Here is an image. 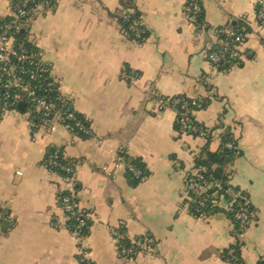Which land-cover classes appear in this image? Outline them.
I'll return each mask as SVG.
<instances>
[{
  "label": "crops",
  "instance_id": "1",
  "mask_svg": "<svg viewBox=\"0 0 264 264\" xmlns=\"http://www.w3.org/2000/svg\"><path fill=\"white\" fill-rule=\"evenodd\" d=\"M11 1L0 0V19ZM196 1L200 28L189 21L187 0H42L29 40L90 135L83 141L40 125L33 135L23 111L0 118V208L8 211L0 264H82L81 251L90 264H231L224 255L237 241L243 264L264 258V27L255 19L257 0ZM135 12L143 41L122 25ZM239 22L251 29L242 61L215 69L208 56L216 31ZM174 98L202 103L194 118L211 138V152L224 135L236 143L230 181L256 214L240 235L223 213H190L186 176L204 141L176 140V111L157 108ZM58 149L74 166L69 180L45 165ZM123 153L148 171L135 188ZM65 193H73L89 224L84 239L67 227L59 204ZM117 229L140 248L131 259L117 250Z\"/></svg>",
  "mask_w": 264,
  "mask_h": 264
},
{
  "label": "built area",
  "instance_id": "2",
  "mask_svg": "<svg viewBox=\"0 0 264 264\" xmlns=\"http://www.w3.org/2000/svg\"><path fill=\"white\" fill-rule=\"evenodd\" d=\"M189 6L187 11L190 14L189 21L196 28L201 27L199 16L202 11L196 0H187ZM41 2L39 0H13V3L9 7L10 16L14 18L10 23L0 26V118L2 119L8 112L13 110L15 105L19 104H30L33 105L34 110L29 111L27 114L30 116V121L32 117L35 119H40L42 124L45 125L47 131L50 134H54L60 127H63L68 132V127L65 123L71 122L77 131L83 132V127L77 121L75 122L70 111L69 100L64 98L58 90L56 84L48 77L53 83L48 84L47 88L43 90L41 86L32 87V83L39 81H47L44 77L47 73L46 69L43 67V63L34 64L33 57L27 56L25 47L23 43H18L14 40V34L27 31L29 32L31 22L37 12V9ZM257 13L255 16L256 22H260V25L264 27V0H257L256 2ZM142 27V26H141ZM131 31L135 32L136 38L140 39L141 35L145 34L144 28H140V24L134 23L131 26ZM250 27L248 25L242 26L238 34H235L232 30L228 28H223L219 30L218 34L220 36H225L228 39L220 42L219 46L221 51L217 53L210 54L208 56L209 63L215 68H233L236 67L242 61V48L244 47L247 38L250 34ZM29 64L33 66L32 70H25L24 67ZM24 76L26 79H22ZM56 87L55 88H53ZM44 91L47 94L56 92L59 94V101L56 105L47 102L45 99H37L36 92ZM26 101V102H24ZM169 103H160L158 105L159 110H165ZM191 106L199 108L200 104L196 100H191ZM187 103H183L182 110L184 111L179 120V132L180 136H198V138L204 139L205 134L203 130L196 127L191 118V113L188 111ZM34 113L38 114L34 116ZM32 126V133L34 135L35 127ZM70 133V132H69ZM228 149L230 146L227 147ZM123 160L121 157H119ZM120 161V160H119ZM49 165L54 168H58L56 162H49ZM59 170L65 172L66 174H74V166L59 167ZM130 171L139 177V172L134 169ZM18 177L20 175H17ZM200 179V177L198 176ZM209 187H214L220 189L218 183H213L211 185L205 183L203 189H208ZM193 184L187 186V189L193 190ZM204 191V190H203ZM227 196L231 199L242 200V195L240 193H235V191L229 189L226 192ZM73 193H69L68 196L64 197L60 206V209L69 221L75 224V229L73 234L79 238V231L85 228V222L81 219L80 206L75 200ZM201 207L204 206V201L200 204ZM7 209L0 208V237L3 235L2 223L7 220ZM256 220L255 213H245V209L239 207V211L235 215V222L240 226L245 223H253ZM111 237L117 242V250L121 257L126 259H131L137 253L132 249L127 248L123 243L126 239L124 233L120 232L118 229L111 233ZM81 261L82 264H89L90 262L86 259V254L81 251Z\"/></svg>",
  "mask_w": 264,
  "mask_h": 264
},
{
  "label": "trees",
  "instance_id": "3",
  "mask_svg": "<svg viewBox=\"0 0 264 264\" xmlns=\"http://www.w3.org/2000/svg\"><path fill=\"white\" fill-rule=\"evenodd\" d=\"M42 2V0H39ZM13 3V0L10 3ZM198 3V2H197ZM9 6V7H10ZM189 6V3L186 4V8ZM256 13H257V7H256ZM202 13L199 16L200 23L202 24ZM139 15L135 12V14L129 17L128 20V25L126 26L125 24L122 23L123 27L125 30L129 33L131 37L136 38L135 32H130L129 28H131L134 23L139 24ZM13 16L9 15L6 18L0 19V26H4L5 24L10 23V21L13 20ZM245 24L239 22L234 25H227L225 26L226 28L232 30L235 34H238L239 29L244 26ZM258 26L260 25V22L257 23ZM223 27V28H225ZM140 28L141 25H140ZM220 28L216 31V38H217V43L214 45L212 51L210 54L220 52L222 49L219 46L220 42L223 40H227L228 38L225 36H220L218 34L219 30L223 29ZM146 31L145 34L141 35L140 39H137L138 41H143V38L146 37ZM14 40L18 43H23L25 47V51L27 53V56L33 57V62L34 64L41 63V57L39 51L36 49V47L31 43L29 40V34L27 31H21L16 34H14ZM44 69H46L47 73L43 75L44 77L47 78V81L41 82L42 78L39 79V81H36L32 83V87L36 86H41L43 90L47 88L48 84L52 85V81L48 78L50 77V72L49 68L46 65H43ZM25 70H32L34 69L33 66H30L27 64L24 67ZM230 68H220L218 70H228ZM22 79H26L24 76H22ZM53 88L56 89V87L53 86ZM40 91V93L36 92V98L37 99H45L47 102L56 105L59 101V94L56 92L47 94L44 91ZM26 102V101H24ZM169 107L172 108L174 111H176V117H175V124H174V131H175V137L176 140H181L184 137H191L195 139H200L204 141V146L200 150V152L194 156V167L191 173H189L186 176V186H189L193 184V190H186L187 194V200H188V205L190 206V213L197 217L201 218L203 216H207V214H213V213H223L226 218L229 220L231 225L233 226V233L235 235H240L243 231H245L249 225L252 223H245L244 225H239L237 222H235V215L239 211V207L245 209V213H255L252 205L250 204V201L248 199V196L239 188L233 186L231 184L230 178H231V173L229 171V168L231 164L228 162L229 160H233L235 156H237V146L236 143L232 140V138L229 135H224L222 137L221 145L219 149L216 152H211L210 147H209V138L208 133L206 130H204L200 125H198L195 121L194 114L195 112H198L202 110L203 106L202 103H200L199 108L191 106V100L185 99V98H174L168 101ZM183 103H187L188 105V111L191 113V118L193 120V123L196 127H199L203 130L205 134V138L201 139L198 138V136H180L178 134L179 132V120L181 115L183 114L182 110V105ZM25 109L24 110H19L17 108L18 105H15L13 107V110L15 111H23L22 113H28L29 111H33V105L24 103L23 104ZM69 107L70 111L72 113L74 121L80 123L83 127V132L82 131H77V129L74 128L73 124L71 122L65 123L66 126L68 127V130L70 134L79 140H87L89 135H90V130H89V124L88 122L78 115L72 108L71 103L69 102ZM34 116L38 117L37 113H34ZM30 123L36 127V125H40V127H43L45 131H47V128L45 127L44 124H42V121L40 119H35V117H32ZM48 132V131H47ZM49 133V132H48ZM230 146L228 149L227 147ZM122 158H124L125 162L128 165V168L126 170V180L129 186L132 188L137 187L146 177H148V171L146 170L145 165L138 160H133L131 164H128V158L123 153ZM56 162L59 167L66 166V167H71L73 168V165L71 164V161L65 158L63 149H58L55 151H50L47 153L46 157V167L52 171L53 173L57 174L60 176L62 179L69 180L72 176L69 174H66L65 172H62L58 168L51 167L49 165V162ZM130 169H134L135 171L139 172V177H136ZM200 177V179L198 178ZM207 183L209 185L213 183H218L220 185V189H216L214 187H209L208 189H203V185ZM231 189L235 191V193H240L242 195V200L240 199H231L230 197L227 196L226 192ZM204 190V191H203ZM69 193H65L60 197V206L62 203V200L64 197L68 196ZM76 200V199H75ZM78 201V200H77ZM204 201V206L201 207L200 204ZM224 205V209H220L219 205L220 204ZM8 217V214H7ZM81 219L85 222V228L79 231V238L84 239L89 232V224L84 218V216L81 214ZM256 221V220H255ZM254 221V222H255ZM67 227L70 229V231L73 233L75 229V224L72 221H68ZM8 229L7 226H3L2 223V231L6 232ZM120 232H124L122 229H118ZM127 248L132 249L134 252L138 253L140 251V248L138 247L137 244H133L130 242L127 238L125 239L123 243ZM241 243L237 241V243L230 247L226 252H225V260L231 264H243L240 258V252H241ZM134 257V256H133ZM90 264V263H89ZM257 264H264V258L260 259Z\"/></svg>",
  "mask_w": 264,
  "mask_h": 264
},
{
  "label": "water",
  "instance_id": "4",
  "mask_svg": "<svg viewBox=\"0 0 264 264\" xmlns=\"http://www.w3.org/2000/svg\"><path fill=\"white\" fill-rule=\"evenodd\" d=\"M17 108H18L19 110H24V109H25V107H24L23 104H19V105L17 106Z\"/></svg>",
  "mask_w": 264,
  "mask_h": 264
},
{
  "label": "rangeland",
  "instance_id": "5",
  "mask_svg": "<svg viewBox=\"0 0 264 264\" xmlns=\"http://www.w3.org/2000/svg\"><path fill=\"white\" fill-rule=\"evenodd\" d=\"M164 103H168V102H164ZM167 108H169V106H168ZM167 108H166V109H167Z\"/></svg>",
  "mask_w": 264,
  "mask_h": 264
}]
</instances>
